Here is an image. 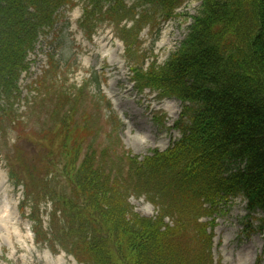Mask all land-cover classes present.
<instances>
[{
  "label": "trees",
  "instance_id": "16d2710c",
  "mask_svg": "<svg viewBox=\"0 0 264 264\" xmlns=\"http://www.w3.org/2000/svg\"><path fill=\"white\" fill-rule=\"evenodd\" d=\"M85 1L80 26L88 34L104 18L113 21L119 16L121 21L134 12L124 0ZM135 1L168 19L177 17V9L190 0ZM73 4L0 0V109L2 96L12 98L20 71L27 67V51L42 28L54 26L56 11ZM190 17L185 39L164 64L133 69L141 91L151 88L183 104L175 126L181 138L171 148L154 150L143 160L127 156L129 169L112 180L111 170L95 167L96 152L87 150L80 157L85 151L78 142L84 143L81 134L87 127L74 117L78 101L69 108L61 100L54 107L61 158L44 135L39 138L44 146L39 144V155L29 162L20 140L30 139L19 137L14 157L27 177L38 242L49 239L34 213L41 199L49 197L53 240L80 262L215 264L212 236L200 218L224 212L239 197L249 213H264V0H201ZM122 32L130 51V31ZM45 157L48 160L39 167L35 162ZM41 167L46 169L41 172ZM45 171L55 177L44 178ZM12 175L16 178L14 171ZM58 177L69 180L70 195L66 185L63 191L55 187L62 185ZM132 193L151 200L159 215L137 212L129 202ZM167 216L174 226L165 222Z\"/></svg>",
  "mask_w": 264,
  "mask_h": 264
},
{
  "label": "rangeland",
  "instance_id": "374dc122",
  "mask_svg": "<svg viewBox=\"0 0 264 264\" xmlns=\"http://www.w3.org/2000/svg\"><path fill=\"white\" fill-rule=\"evenodd\" d=\"M73 1V6L60 7L56 11L54 30H46L36 50L29 54L31 69L21 75L20 99H12V105L5 104L11 108L8 112L11 118L15 111L22 121L14 124L9 121L8 114H0V171L9 181L6 185L12 189L9 196L16 199L18 204L13 228L18 235L0 224V264H53L60 255L65 256V264L76 261L62 250L56 240L36 243L35 223L29 217L34 207L31 197L24 212L22 207L27 177L13 151L19 137H29L32 143L26 146L22 138L20 147L30 162L41 151L34 143L44 146L39 138L45 135L42 139L48 143L51 139L53 149L61 158V140L56 135L59 123L54 113L57 102L64 100L70 108L76 104L73 101H78L74 117L77 123L85 124L81 127H87L81 134L84 143L78 142L85 151L80 157L86 155L87 150L96 152L95 167L111 170L112 180L129 169L127 155H136L142 160L151 151H165L181 136L174 126L182 111L181 102L174 98H161L148 88L139 92L131 81L132 68L140 66L142 60L146 64L166 61L187 35L192 22L187 15L197 13L200 0L186 2L177 11V17L168 19L150 11V6L137 5L140 7L139 15L133 12L123 21L115 16L113 23L99 21L93 36L84 34L79 26L85 0ZM122 27L130 31L131 42L128 41L133 43L130 51L124 41ZM96 75L102 82L100 89L95 82ZM108 90L113 91L114 97L109 96ZM67 98L71 100L67 101ZM32 131L38 134L30 133ZM47 160L45 157L35 163L40 167ZM40 169L43 172L46 168ZM12 171L16 176L13 180L9 177ZM52 174L45 171L43 176L53 179ZM60 181L62 185L55 187L63 191L66 185V193L70 195L72 189L69 188V180L63 177ZM129 200L139 212L150 217L157 215V205L146 196L132 193ZM49 205V197L41 199L34 216L41 218L43 228L50 237ZM231 205L225 213L213 217L214 224L208 225V230L213 234L214 263L264 264V228L261 227L264 214L256 212L248 215L242 198ZM166 220L174 223L170 216ZM201 221L208 223L212 217L203 216Z\"/></svg>",
  "mask_w": 264,
  "mask_h": 264
},
{
  "label": "bare ground",
  "instance_id": "6f19581e",
  "mask_svg": "<svg viewBox=\"0 0 264 264\" xmlns=\"http://www.w3.org/2000/svg\"><path fill=\"white\" fill-rule=\"evenodd\" d=\"M110 97H114V93L112 90L107 91ZM116 103V101L114 100ZM6 182H9L6 179L5 174L0 171V224L3 226L7 231L12 232L13 234L18 235L13 228H15L16 224V207H17V200L14 199L12 196L10 197V188L6 185ZM65 256H57L56 260L53 264H65ZM73 262V261H72ZM75 264V263H74Z\"/></svg>",
  "mask_w": 264,
  "mask_h": 264
}]
</instances>
